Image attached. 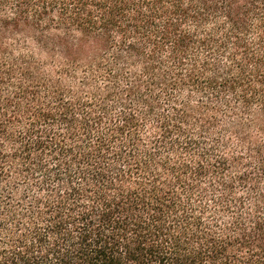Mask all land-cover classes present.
Returning <instances> with one entry per match:
<instances>
[{"label":"trees","instance_id":"16d2710c","mask_svg":"<svg viewBox=\"0 0 264 264\" xmlns=\"http://www.w3.org/2000/svg\"><path fill=\"white\" fill-rule=\"evenodd\" d=\"M0 264H264V0H0Z\"/></svg>","mask_w":264,"mask_h":264}]
</instances>
